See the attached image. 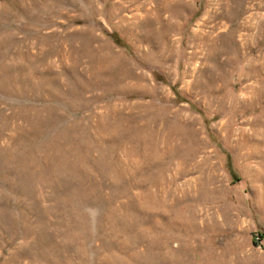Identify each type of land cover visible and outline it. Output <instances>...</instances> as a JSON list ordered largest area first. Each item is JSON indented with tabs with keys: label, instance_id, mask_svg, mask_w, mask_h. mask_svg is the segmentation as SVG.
Segmentation results:
<instances>
[{
	"label": "rangeland",
	"instance_id": "1",
	"mask_svg": "<svg viewBox=\"0 0 264 264\" xmlns=\"http://www.w3.org/2000/svg\"><path fill=\"white\" fill-rule=\"evenodd\" d=\"M0 264H264V0H0Z\"/></svg>",
	"mask_w": 264,
	"mask_h": 264
}]
</instances>
